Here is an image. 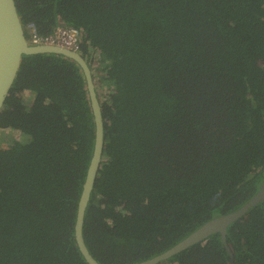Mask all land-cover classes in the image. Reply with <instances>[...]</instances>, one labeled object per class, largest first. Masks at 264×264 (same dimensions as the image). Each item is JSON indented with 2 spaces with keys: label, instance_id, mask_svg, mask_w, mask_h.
Wrapping results in <instances>:
<instances>
[{
  "label": "trees",
  "instance_id": "obj_1",
  "mask_svg": "<svg viewBox=\"0 0 264 264\" xmlns=\"http://www.w3.org/2000/svg\"><path fill=\"white\" fill-rule=\"evenodd\" d=\"M14 3L25 36L28 23L42 35L60 21L80 31L103 118L82 230L99 263L149 259L256 194L264 0ZM1 129L21 137L0 147V264H88L74 239L95 134L81 67L22 55ZM226 241L234 264H264V201L228 225ZM156 264H229V254L213 233Z\"/></svg>",
  "mask_w": 264,
  "mask_h": 264
},
{
  "label": "water",
  "instance_id": "obj_2",
  "mask_svg": "<svg viewBox=\"0 0 264 264\" xmlns=\"http://www.w3.org/2000/svg\"><path fill=\"white\" fill-rule=\"evenodd\" d=\"M37 53H54L70 58L81 67L84 74L93 113L95 134L92 156L77 203L74 222V239L78 250L88 264H101L88 251L82 235L84 214L94 186L95 177L100 168L104 144L103 118L95 91L92 71L81 53L54 45H29L26 41L14 0H0V108L14 81L22 55ZM260 201H264V179L256 194L236 211L208 220L164 252L136 264L159 263L160 261L166 260L171 255L181 252L185 248L204 240L213 233L220 234L222 244L229 254V264H234L231 249L226 241L227 227L230 223L241 217L248 208Z\"/></svg>",
  "mask_w": 264,
  "mask_h": 264
},
{
  "label": "built area",
  "instance_id": "obj_3",
  "mask_svg": "<svg viewBox=\"0 0 264 264\" xmlns=\"http://www.w3.org/2000/svg\"><path fill=\"white\" fill-rule=\"evenodd\" d=\"M24 30V29H23ZM26 41L29 45H54L80 53V31L61 21L50 34H40L34 23L26 25Z\"/></svg>",
  "mask_w": 264,
  "mask_h": 264
},
{
  "label": "rangeland",
  "instance_id": "obj_4",
  "mask_svg": "<svg viewBox=\"0 0 264 264\" xmlns=\"http://www.w3.org/2000/svg\"><path fill=\"white\" fill-rule=\"evenodd\" d=\"M95 68L97 69L96 64H95ZM97 74L100 75V72L98 73V71H97ZM95 79H96V76H95ZM97 85H98V88H99L98 91L99 92H103V90H102V88L100 86V81H97ZM29 97L31 98V96H29ZM18 137H21V134L17 130L1 129L0 130V147H4L8 143L9 139L18 138Z\"/></svg>",
  "mask_w": 264,
  "mask_h": 264
},
{
  "label": "crops",
  "instance_id": "obj_5",
  "mask_svg": "<svg viewBox=\"0 0 264 264\" xmlns=\"http://www.w3.org/2000/svg\"><path fill=\"white\" fill-rule=\"evenodd\" d=\"M29 96H31V93H27V94H26V97H29Z\"/></svg>",
  "mask_w": 264,
  "mask_h": 264
}]
</instances>
